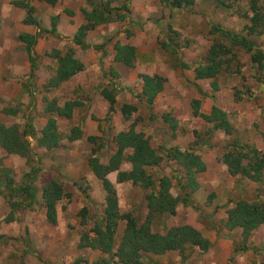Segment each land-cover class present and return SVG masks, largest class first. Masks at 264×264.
<instances>
[{
  "label": "rangeland",
  "instance_id": "rangeland-1",
  "mask_svg": "<svg viewBox=\"0 0 264 264\" xmlns=\"http://www.w3.org/2000/svg\"><path fill=\"white\" fill-rule=\"evenodd\" d=\"M123 4H128L132 9L131 17L123 23L98 27L87 40L91 46L111 42L105 48V71L101 67L99 54L94 49L83 51L74 46L73 38L68 36L69 24L59 25L62 39L53 36L41 38L39 70L34 84L35 106L29 108L30 98L25 89L19 101L4 105L5 109H17L19 113L16 116L5 114L6 119L2 123L17 124L23 130L30 117L34 119L35 129L39 128L38 123H46L50 116L44 112L48 102L56 101L64 106L66 102L76 99L84 103V106L75 109L77 112L70 120L54 114L62 135L58 149L49 152L40 148L37 138L41 136V132L37 130V138H28L37 157L42 158V172L36 183L40 202L34 209H19V217L6 223L4 220L11 213V208L7 194L0 195V264H92L100 258L99 252L79 247L83 232L80 214L82 209H88V216L92 219L88 228H91L99 214L103 213L105 205L106 194L102 183L89 166L92 150L102 143L101 150L94 156L100 157L104 164L109 163L116 150L112 139L119 132L128 130L132 123L121 115L120 109L125 103L139 107L133 121L140 119L137 129L149 138L154 149L160 152L164 148L172 147L186 150L194 145L195 132L204 135L211 128L203 119L194 115L193 100L202 101L201 111L204 114H210L214 106L222 108L228 113L234 132L232 135L217 132L206 146H196L208 169L200 176L201 189L194 195L195 207L181 205L176 216L158 219L153 231L163 233L166 228L191 223L212 241L213 247L204 255L193 253L186 261L182 260L178 252L151 258L148 255V258L152 264H264V225L251 235L247 244H244L240 230L229 232L223 227L227 210L234 207L237 201H252L259 196L264 197V182L258 184L242 176L233 177L222 162L226 148L231 143L255 146L264 152V92L261 90L264 85V72H259L257 67L253 68L250 55L237 50L242 66L241 74L222 73L218 92L213 91L210 81L197 82L205 97H201L193 86L194 69L204 61L214 43L225 42L220 36L211 35L213 26L218 25L235 33L246 34L243 28L248 20L243 16L248 12L247 0H241L239 7L236 6L231 11L217 8L213 0H196V6L191 11L170 9L161 0H114L113 6ZM50 6L43 5L36 12V17L49 28L52 16L58 15L54 10L64 8L63 5H57L56 8ZM86 6L89 9L87 3ZM58 16L60 18L63 15ZM75 16L84 19L80 11ZM3 20L4 17L2 19L0 14V30L3 28L0 39L4 43L13 40L12 36L19 33V26L15 21L10 24L11 21L8 20L5 25ZM20 27L22 28L21 25ZM170 27L175 32H170ZM128 30L132 36H128ZM252 39L264 47V37ZM118 41L136 47L138 58L134 68L114 63L113 47ZM11 43L9 42L10 45ZM53 49L60 50L63 56L74 50L86 68L59 87L48 89L45 86L55 77L58 68V61L48 56ZM17 54L14 55L16 60ZM19 63L20 60L17 61ZM181 63L190 64L191 69L178 68ZM111 67L116 68L119 78L114 79L111 76ZM232 69L236 72L239 69L238 64L234 63ZM140 74H158L166 79L153 111L158 118L165 114L175 117L179 123L176 134L161 120L150 122L149 110L140 104L136 96L120 89L116 111L110 122L107 121L109 103L102 97L101 90L113 82L123 89L131 88L138 94L142 87ZM24 79L20 77L21 84ZM245 88L254 89L259 94V99L254 101L246 96L243 101L236 103L235 90L241 91ZM211 96H215V102ZM75 127H80L84 135L82 139L71 143L68 136ZM91 136L100 137L103 142L99 140L97 145L92 144L88 141ZM35 161L36 158L30 161L20 156L8 155L0 147V166L8 169L11 178L18 182L30 171ZM120 169L129 171L131 165L123 163ZM178 169L175 162L165 159L159 168L150 171L156 178L169 176L175 179ZM108 177L117 189L121 208L139 216L141 223H144L148 214L145 204L146 190L132 183L119 184L117 172ZM56 179L65 186L71 198L59 205L58 222L53 225L47 222L46 210L41 201L43 188ZM173 193L175 196L179 194L175 187ZM124 226V223L120 225L118 238L122 236ZM243 246L248 248L243 251Z\"/></svg>",
  "mask_w": 264,
  "mask_h": 264
},
{
  "label": "trees",
  "instance_id": "trees-1",
  "mask_svg": "<svg viewBox=\"0 0 264 264\" xmlns=\"http://www.w3.org/2000/svg\"><path fill=\"white\" fill-rule=\"evenodd\" d=\"M56 6L59 0H39ZM89 9L86 7L81 10L85 23L79 27L72 43L80 47L83 51L94 49L101 59L103 68V59L106 57V46L110 41L102 45L91 46L87 37L89 32L95 31L98 27L104 25H116L123 23L132 15V9L128 4L114 7V0H86ZM241 0H213L217 8L232 10L238 6ZM170 9H189L196 6V0H161ZM14 5L27 14L23 23L27 26H35V34H20L18 40L25 45V51L30 63V73L23 80V88L30 98V107L36 104L35 82L36 73L39 70L40 56L36 52V47L41 38L53 36L63 38L59 34L58 26L59 16L51 18V28H46L42 21L36 17V8L29 0H18ZM249 6L248 12L243 18L247 23L243 28V33H235L222 26H213L211 35H218L225 42L214 43L209 49L204 61L194 69L193 86L201 97H205L197 85V82L210 81L214 92L220 90L219 77L222 73L241 74V61L238 58L237 50L250 55V61L253 68L257 67L259 72H264V47H261L252 38L264 37V0H247ZM239 7V6H238ZM67 15L74 17L73 11L67 10ZM170 32H175L170 27ZM128 36H132L131 31H127ZM165 46V45H164ZM114 63L122 64L128 68L136 66L138 53L136 47L131 44L116 42L114 47ZM71 54L63 56L61 51L53 50L48 54L49 57L58 61V68L55 77H53L45 86L48 89L57 88L64 82L71 80L77 74L83 72L86 68L83 61L71 50ZM238 64L239 69L233 71V65ZM178 68L190 70L191 65L181 63ZM105 71V70H104ZM110 74L114 79L120 77L115 67H111ZM257 76V74L255 75ZM141 92L136 94L131 88L123 89L116 83L109 85L101 90L102 97L109 103V118L115 113L118 89L129 92L136 96L140 104L149 110L150 122L162 121L175 134L179 129V123L175 117L165 114L157 117L153 108L158 96L162 93L166 79L158 74H140ZM257 78V77H256ZM261 90L264 92V85ZM257 101L259 94L252 88L235 90V102L240 103L245 97ZM213 101L215 96H211ZM215 102V101H214ZM201 100H193L192 107L194 115L203 119L211 126L204 135L195 132V143L192 147L182 150L179 147L164 148L162 152L153 148L149 138L138 131L137 126L140 121L134 116L138 113L139 107L133 104L125 103L120 112L126 121H131L130 127L126 131L119 132L113 139L115 153L110 157L109 163L101 162L100 157L94 156L101 148L92 150L93 156L89 159V166L93 174L101 181L105 191V205L103 213L94 221L91 228H88L92 221L88 216V209L81 211V226L83 227L79 247L97 251L101 254L92 264H152L149 260L152 256H165L169 253L178 252L183 261H186L193 253L199 252L202 255L208 253L213 243L206 238L191 223L181 226L166 228L163 233L154 232L153 227L160 218H170L176 216L178 208L195 207L194 195L201 189L200 176L208 169L206 162L196 146H206L212 140L215 133L223 132L226 135H232L234 127L230 117L219 106H214L210 114H204L201 111ZM84 106L79 101L66 102L60 106L56 101L48 102L44 112L50 116L47 118L46 126L37 138L34 127V119L30 117L23 130L17 124L7 125L0 123V147L8 155H16L32 161L36 158V163L32 164L30 171L24 174L21 182L11 178L9 170L0 166V195L7 194L11 213L5 218L6 223H11L19 217V209H34L39 201V188L36 186L39 175L42 172L40 165L42 158L35 154L29 137L37 138L40 148L46 151H53L60 147L62 135L59 132L58 121L54 117L56 113L59 117L72 119L76 108ZM8 116H16L17 109H4ZM95 120V118L93 117ZM83 130L75 127L71 130L68 140L76 142L83 138ZM102 138L89 137L88 141L92 144H98L97 141ZM96 144V145H97ZM165 159L175 162L179 167L175 179L169 176L156 178L152 175V169L159 168ZM222 162L226 165L228 172L233 177L242 176L254 183L264 182V152L255 146L239 145L231 143L226 148L222 157ZM123 163H129L131 170L124 171L120 169ZM117 172V182L119 184L132 183L146 190L145 204L148 211L144 223H141L139 216L123 210L119 203L118 193L115 185L109 180V175ZM175 180V181H174ZM178 191L175 196L173 188ZM87 195V193H85ZM71 195L65 186L59 180L49 182L42 193L41 204L46 210L47 222L56 225L58 222V207ZM89 199L88 195L86 197ZM124 223L122 236L118 238L119 227ZM1 224V221H0ZM264 225V197H257L252 201L241 199L234 204V207L227 210V218L223 221V227L229 232L241 231L244 244H247L251 235ZM248 247L243 246V251ZM150 257H149V256ZM149 257V258H148ZM80 264V262L76 263Z\"/></svg>",
  "mask_w": 264,
  "mask_h": 264
},
{
  "label": "crops",
  "instance_id": "crops-1",
  "mask_svg": "<svg viewBox=\"0 0 264 264\" xmlns=\"http://www.w3.org/2000/svg\"><path fill=\"white\" fill-rule=\"evenodd\" d=\"M14 1H18V0H0V14L2 19L4 17L3 21L5 25H7L6 22L8 20L11 21L10 24H13L15 21V24H18L19 26V33L12 36V38L14 37L13 40L3 43V39L2 40L0 39V123L4 122L6 119L5 113L3 112L5 109L4 105L6 103H13L19 101L21 96L23 95L24 88L21 82L19 81L20 77L26 78L30 73L31 66L28 61L27 53L25 51V45L19 42L18 38L20 34L23 33L35 34L37 32V28L35 26H27L23 23L27 14L24 10L16 7L13 3ZM86 3H87L86 0H59L57 5L58 6L63 5L64 8L62 10H59V8L54 10L58 12V15L62 14L64 16V17L63 16L60 17L61 24L59 23V25L65 23L69 24V27L67 28H69L70 34L68 36L71 38H74L79 27H81L85 23V19L82 18L80 19L78 18V16H75L74 18H69L70 16L68 17L66 12L67 10H70L73 11L75 14H77L79 11L80 13H82L81 10L87 7V6L85 7ZM31 4L36 8V11L37 9L41 8V6L43 5L44 6L49 5L48 3L40 2L39 0H33ZM57 5L55 6V8L57 7ZM21 15L23 17H21ZM20 25L22 26V28L20 27ZM10 27L13 28V26L11 25ZM45 27L49 28L48 25L46 24ZM2 29L0 31H2ZM93 32L95 31L89 32L87 40L91 38L90 36ZM47 37H52V36L49 35L46 36V38ZM41 40L42 39L39 40L38 45L36 47V52L39 56H40L39 48L41 47L40 44ZM9 42H12L11 45L9 44ZM18 50L19 53L17 54ZM53 50H57V49H53ZM15 54L18 55L17 60L14 57ZM18 60H20L19 64H17ZM14 78L16 80H13ZM74 101H76V99H74ZM76 112L77 111L74 112V115L76 114ZM37 125L40 126L39 128L36 127V130L42 132V130L46 126V123L42 124V122H40Z\"/></svg>",
  "mask_w": 264,
  "mask_h": 264
}]
</instances>
